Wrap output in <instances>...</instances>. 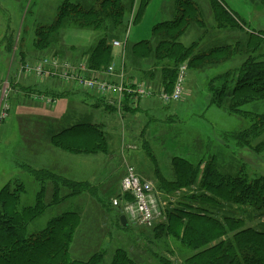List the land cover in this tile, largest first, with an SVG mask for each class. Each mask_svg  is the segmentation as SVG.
Segmentation results:
<instances>
[{"label": "rangeland", "instance_id": "1", "mask_svg": "<svg viewBox=\"0 0 264 264\" xmlns=\"http://www.w3.org/2000/svg\"><path fill=\"white\" fill-rule=\"evenodd\" d=\"M95 1L71 0L85 8L90 7ZM139 1L134 0V6L128 16L129 25L126 33H122L119 39L112 40V43L113 41L120 43L118 48L112 46V56L113 61L117 62L115 58L119 60L121 74L125 78L142 77L145 70H150L146 67L140 69L133 65L134 62L131 64L127 59L126 46L141 40H151L153 27L164 20L171 19L175 10L174 0H151L143 15L134 23L133 18ZM190 1L194 5L201 6L203 15L198 17V20L202 24L201 27L192 26L193 28L182 37L181 42L184 46L198 42L196 52L202 54L218 46L234 44L239 38L245 39L243 31L215 29L214 15L211 13L207 0ZM259 1L221 0V3L244 22V30L258 32L264 30V8ZM60 2L61 0H0V191L10 182L22 183L26 189L21 201L24 206L34 205L35 195L40 189V184L29 174L28 168L44 169L46 163L39 157L46 155V151L52 154L48 149L52 147L47 143L49 135L53 132L49 129V125L59 124L54 120L64 125L65 122L62 120L66 116L68 121L84 117L94 122H97L96 118L99 117L90 107L95 104L93 101L95 97L91 96V99L82 97L77 93L78 89L75 86L67 85L76 93H70L67 96L55 95L53 96L57 97L55 104L42 103L41 105V102L38 103L35 100L30 102L33 95L30 99L26 96H30L29 91L32 89L35 91L42 86L38 88L35 86L30 90L31 85L28 83L31 80L16 77L15 73L19 69V64L16 62L19 63L21 58L23 62L29 63L43 56H55L71 61L86 58V61H89L88 52L101 36L100 33L91 30L70 27L61 32L60 39L56 40L57 43L51 45L47 51L39 53L33 47L35 30L55 20ZM244 55H235V58L220 65L208 64L197 72H187L186 90L180 102L162 107L156 103L157 101H152L150 108L145 110L146 114L149 113V117L139 116L143 120L140 130H136V134L128 132L131 138L141 137L135 144L128 140L123 131L124 122H119L116 116L110 117L115 119L118 129L115 128L119 131L114 135L112 132L109 133L111 136L108 139V154L97 155L96 162L92 156L87 159L81 156L78 161H85V163L80 165L76 161L74 169L84 174V181L99 184L98 188L102 186H112V188L95 192L96 195L82 193L80 196L68 198L57 208L36 219L30 226V232L36 233L42 230L51 218L61 213L74 212L80 217V221L70 245L71 259L84 261L92 253L103 251L105 253L103 264H110L114 250L122 248L132 252L137 261L141 262L140 264L144 262L155 264L150 253L145 255L148 256L149 261L143 259L142 247L149 251L153 249V245L148 244L142 233H148L150 228L135 226L129 221L126 227H119L120 209L112 206V200L116 199L120 193V184L118 186L117 183L119 181L121 183L127 166H133L143 179L153 183L160 194L161 201L165 204L164 209H172L173 204L194 193L199 184L198 179L195 185L171 193H163L159 190L161 179L165 181L174 179L172 168L174 157L184 158L192 165L201 159L208 160L213 157L216 158L222 173L236 174L242 169L240 168L242 165L246 172L248 171L247 173L264 176L262 156H254L246 150H238L236 141L224 138L226 133L241 132L250 123L248 118L233 114L230 111L231 106L236 104L244 112L262 114L264 100L250 102L245 100L242 104L241 102L237 104L230 98L220 100L216 94L221 86V81L217 78L225 75L227 71L237 73L245 59ZM184 63L188 66V60ZM25 81L29 82L25 83ZM50 82L52 81L48 83ZM151 83L148 84L153 90L161 88ZM56 85H53V88ZM57 100H59L58 103ZM221 102L222 104L219 105ZM125 110L126 107L114 109L121 115ZM46 123L49 125H45ZM144 128L145 133L142 134ZM33 157L36 158L35 161L32 160ZM49 196L48 190L47 199ZM159 223L161 220L155 225ZM133 244H137L136 247L132 246Z\"/></svg>", "mask_w": 264, "mask_h": 264}, {"label": "trees", "instance_id": "2", "mask_svg": "<svg viewBox=\"0 0 264 264\" xmlns=\"http://www.w3.org/2000/svg\"><path fill=\"white\" fill-rule=\"evenodd\" d=\"M150 1H139L134 23ZM207 2L214 15L215 29L243 31L245 39L239 38L234 44L218 46L202 54L196 52L198 42L184 46L182 37L192 26L201 27L198 17L203 14L201 6L190 0H174L172 18L153 27L151 40L126 46L128 61L140 69L150 68L142 73V77H153L149 80L154 82L151 84L170 92L178 67L185 61L188 60L187 72H197L208 64L220 65L235 55L245 54L237 73L227 71L217 78L221 86L216 94L220 100L230 98L237 104L245 100H264V30H244V22L221 0ZM260 2L264 8V0ZM133 4L134 0H96L85 8L71 0H61L55 20L35 30L33 47L39 53L47 51L60 39L61 32L70 27L98 32L101 36L88 52V67L92 71L105 70L113 61L112 40L126 33ZM104 107L105 111L115 113L112 107ZM230 111L248 118L250 123L241 132L226 133L223 137L236 141L238 150L264 158V113L244 112L236 104ZM49 144L68 155H104L109 152L107 135L97 124L66 128L50 136ZM172 168L174 179H161L160 191L171 193L188 188L199 179L198 188L173 204L172 209L164 210L163 222L150 228L148 233L142 232L148 244L153 245L152 251L142 247L143 259L148 260L145 255L150 253L155 264H264V176L249 174L242 165L240 168L244 170L236 174L222 173L213 157L201 159L193 165L184 158L174 157ZM28 172L40 184L34 205H22L26 193L22 183L10 182L0 191V264H103V251L92 253L84 261L71 259L70 245L80 221L74 212L51 218L45 228L36 233L29 230L36 219L68 198L82 193L96 195V190L87 183H77L46 168H28ZM48 190L50 196L47 199ZM125 198L130 200V197ZM121 215L119 212V227ZM131 254L126 249L117 248L110 264H140Z\"/></svg>", "mask_w": 264, "mask_h": 264}, {"label": "built area", "instance_id": "3", "mask_svg": "<svg viewBox=\"0 0 264 264\" xmlns=\"http://www.w3.org/2000/svg\"><path fill=\"white\" fill-rule=\"evenodd\" d=\"M112 46L118 48L120 43L114 41ZM121 73V67L114 62L104 72H97L89 69L86 58L71 61L46 56L31 63H22L16 72V77H25L33 81L36 86H42L48 81L72 85L79 92L99 98L116 109L122 107L138 109L145 101L152 98L163 106L176 104L182 100L186 90V63L178 67L177 77L170 92H166L164 88L155 91L145 82L134 77L125 78ZM33 98L47 105L55 104V99L42 94H35ZM124 170L120 183L121 197L114 199L112 204L120 208L132 225L152 228L157 221L164 220L165 204L161 201L153 183L142 179L132 166H127ZM125 196L130 197V200H126Z\"/></svg>", "mask_w": 264, "mask_h": 264}, {"label": "crops", "instance_id": "4", "mask_svg": "<svg viewBox=\"0 0 264 264\" xmlns=\"http://www.w3.org/2000/svg\"><path fill=\"white\" fill-rule=\"evenodd\" d=\"M115 60L117 62L119 61L116 58H115ZM21 62H22V58H21L19 63L21 64ZM19 63L16 62V64H19ZM134 78H137L138 80L144 81L150 87V85L148 83H151L149 81V80L152 79L151 77H148V78H145V77H134ZM146 79H148V81ZM28 82L29 81H25V83H28ZM28 84L31 85L30 86L31 87L30 90L32 89V87L35 88L33 81H30ZM53 85H56V87L53 88ZM71 89L72 88L68 87L67 85L58 84L55 81H52V82L48 83L46 86L43 85L41 89H36L35 91H39L41 93L43 92V93H45V94H47L49 96H52V95L53 96H55V95L57 96L58 94H60L61 96H67L70 93H76L74 90H71ZM32 92H33V89L31 91H29L30 94ZM62 93H65V95L64 94L62 95ZM77 93L80 94L82 97H85L87 99H91L92 98L91 96L85 95L83 93H80V92H77ZM26 97L28 99H30V97H28V96H26ZM54 98L57 99V97H54ZM31 100L32 99H30V102H31ZM93 101H95L94 102L95 104L94 105H90V107L93 108V110H95V113L98 114L99 117L96 118V121L98 123L94 122L93 120H88V119H86L84 117H81L79 120L68 121L69 120L68 116H66L65 119H67V120H65V119L62 120V121L65 122V124L61 125L60 121L53 119L55 123H59V124L58 125H49L48 123L45 124V125H49V129L53 130L52 134L49 135L47 143L48 144L50 143V136L56 135V134L60 133L62 130L66 129V128L68 129L69 127H72V126H75V125H80V124H86V123L100 125L104 129V132L107 135V138L109 139V137L111 136V135H109V133L112 132V134L114 135V133H117L119 131V130H117L118 126L116 125L115 119L110 118L112 116H116V118L118 119L119 122H122V121L124 122V124H122V126L124 127L123 131L127 135L128 140H130V142L132 144H135L137 141H139L138 139H140L141 137H139V138L137 137L136 138V136H134L133 138H131L129 135L130 134H136V130L137 131L140 130L141 123L143 122V120L139 116L145 115L146 118L149 117V113L147 112V114H146L145 110L150 108V106L153 104L152 101H157V100L152 98V99H149V100L145 101L138 108L139 109L138 111H133L134 109H130V108L126 107V110H125V112L122 115H121V113L118 114L116 112L115 113H111V112L105 111V107H104L105 106V102H102V101H100L98 99H94ZM35 102L39 103V101H35ZM58 102H59V100H57V103ZM156 103L160 105V103L158 101ZM41 105H42V103H41ZM82 106H84V105H82ZM99 119H101V120H99ZM50 120L52 121V119H50ZM55 123H53V124H55ZM109 123H112V125H108ZM144 130H145V128L142 130V134L145 133ZM129 131H130V134L128 135ZM108 143H109V141H108ZM48 149L52 153L51 155H50L49 152L46 151V153H47L46 155H43V156L39 157L41 160H44V163H46V165L43 168H46L47 170L52 171L54 174H58V175L66 177L68 179H71L72 181H75L77 183H83V184L87 183L92 188V190H96V193H97V190L99 192L100 190H103V189H106V188H112V186H108V187L107 186H102L101 188H98L99 184L96 185L95 183L84 181L83 180V175L84 174L80 173V171L74 169L75 168L74 165H75L76 161H78L79 158H81V156L86 158V159H87V157L92 156L94 162H96V161H98L97 160L98 159L97 155H77L78 156L77 157L76 155H71V154L68 155L67 153L61 152V151H59L57 149H54V148H48ZM35 159H36L35 157L32 158L33 161H35ZM78 162H79L80 165H81V163H85V161H78ZM123 175H124V173H123ZM117 184L119 186L120 181Z\"/></svg>", "mask_w": 264, "mask_h": 264}, {"label": "water", "instance_id": "5", "mask_svg": "<svg viewBox=\"0 0 264 264\" xmlns=\"http://www.w3.org/2000/svg\"><path fill=\"white\" fill-rule=\"evenodd\" d=\"M120 224L122 227H126L127 221H126L125 216L120 217Z\"/></svg>", "mask_w": 264, "mask_h": 264}]
</instances>
